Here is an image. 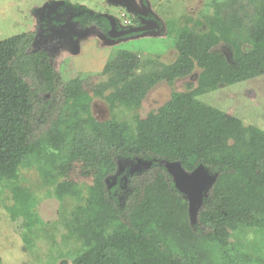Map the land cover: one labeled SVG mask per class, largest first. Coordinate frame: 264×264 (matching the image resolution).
Instances as JSON below:
<instances>
[{"label":"trees","instance_id":"trees-1","mask_svg":"<svg viewBox=\"0 0 264 264\" xmlns=\"http://www.w3.org/2000/svg\"><path fill=\"white\" fill-rule=\"evenodd\" d=\"M214 8V16L188 18L180 28L172 64L136 74L139 58L119 51L105 64L108 78L96 93L107 91L103 100L112 114L117 107L138 108L158 84L198 70L195 85L172 92L155 111L135 117L134 126L112 115L104 122L88 115L77 137L71 130L81 81L63 85L48 51L28 52L33 32L0 41V182L34 168L59 202H78L64 223L82 249L71 264H230L223 259L230 258L225 248L236 230L264 236V132L198 100L264 76V0H227ZM52 13L42 20L46 29L71 23L95 27L108 38V15L68 1ZM140 17L151 19L135 15L131 25L114 19L117 30L140 26ZM138 159L179 162L187 173L201 165L214 176L194 225L187 200L156 164L146 181L131 178L130 167L121 171L131 188L118 207L111 194L126 182L117 174V161ZM74 168L91 180L84 193L68 177ZM113 178L116 186L109 190ZM13 193L11 218L32 226L30 195L19 186Z\"/></svg>","mask_w":264,"mask_h":264},{"label":"rangeland","instance_id":"rangeland-1","mask_svg":"<svg viewBox=\"0 0 264 264\" xmlns=\"http://www.w3.org/2000/svg\"><path fill=\"white\" fill-rule=\"evenodd\" d=\"M63 1L85 6L94 12L113 17L120 23L125 20L130 25L133 24L135 15H148L151 17L150 21L158 22V26L154 30L135 35L107 38L95 27L79 28L68 23L61 26L63 31L71 35V39L68 37L65 42L54 36L49 31L50 27L46 29L42 21L44 17L53 14ZM225 1L227 0H122V4L118 5L109 0H0V41L33 32L35 39L28 52L38 49L48 51L51 65L59 73L63 85L74 80L81 81L78 82V86L79 83L81 85L79 108L71 130L77 137L88 115L99 122L109 120L112 115L117 122L134 126L135 117L143 119L150 111H155L169 99L172 92L185 90V85L189 82L195 85L198 70L186 78L176 79L172 84H158L149 91L138 108L129 110L117 107L112 114L103 100L107 91L102 96L96 93L98 85L108 78V75L102 73L105 64L119 51L131 52L139 58L136 74L159 70L163 65L172 64L176 58V35L186 20L212 17L216 13L214 3ZM58 2L59 5L56 4ZM124 2L127 7L123 5ZM222 49L226 54L229 53L225 48ZM47 97L50 98V95ZM198 100L240 119L245 126L252 125L264 132V76L220 87L198 97ZM75 141L74 137L72 142ZM117 162V174L125 179L126 184L122 189L117 187L111 195L116 199L118 207L122 208L131 185L126 173L121 171L130 167L127 174L131 178L138 175L139 181H146L154 172L152 167L155 162L140 173L136 170L135 162ZM68 177L78 183L83 193L91 184V180L81 176L76 168ZM176 177L179 188L194 199L189 194L185 176ZM15 186L30 195V211L36 219L35 224L30 227L25 226L22 217L18 216L13 220L9 213V208L16 205L13 199ZM115 186V178L107 182L109 190ZM77 203L69 198L59 202L53 195L52 187L43 184L34 168H21L17 180L0 182V264H71L82 249L66 231L64 223ZM225 251L229 252L230 258L223 259V262L264 264V236H259L254 231L249 232V229H238L229 238Z\"/></svg>","mask_w":264,"mask_h":264},{"label":"water","instance_id":"water-1","mask_svg":"<svg viewBox=\"0 0 264 264\" xmlns=\"http://www.w3.org/2000/svg\"><path fill=\"white\" fill-rule=\"evenodd\" d=\"M110 3L121 5L122 0H109ZM60 2L56 3L59 5ZM123 5H127L126 2L123 3ZM127 7V6H126ZM106 18L109 20L110 23V30L108 31V36L110 38H118L122 36H126L133 33H141V32H147L154 30L157 28V23L153 21H143L141 23L140 27H130L124 30H117L116 23L113 17L106 16ZM52 33L56 36H58L61 40L67 41L68 35L63 30H51ZM155 162V163H154ZM136 170L139 171V173L143 170H147L151 165L156 164L158 166H161L164 168L168 176L171 178V181L173 183L174 188L177 190L179 194L185 197L187 200L188 205V214L189 219L191 222V225H194L196 222V213L201 207L203 200L205 199L206 193L209 189V187L212 185L214 181V176L209 174L207 170L203 168V166H198L196 169H194L192 172L187 173L182 168L179 162H168L164 160H157L152 159L149 161H142L140 159L136 160ZM140 166L142 169L140 170ZM132 173V171H131ZM185 176L186 178V186L190 191V195L194 196L195 198L192 199L189 198L188 192L183 191L179 188V183H177L176 176ZM183 178V180H184Z\"/></svg>","mask_w":264,"mask_h":264},{"label":"flooded vegetation","instance_id":"flooded-vegetation-1","mask_svg":"<svg viewBox=\"0 0 264 264\" xmlns=\"http://www.w3.org/2000/svg\"><path fill=\"white\" fill-rule=\"evenodd\" d=\"M140 26H141V23L143 22V21H149V19H143V18H141L140 20ZM140 26H138V27H140ZM62 30V29H59V28H50V32L52 33V31L51 30ZM65 32V31H64ZM66 33V32H65ZM53 34V33H52ZM67 34V33H66ZM54 35V34H53ZM54 36H56V35H54ZM57 38H59L58 36H56ZM60 39V38H59ZM67 39H68V37H67ZM123 168H120V170H122ZM130 169V168H129Z\"/></svg>","mask_w":264,"mask_h":264},{"label":"built area","instance_id":"built-area-1","mask_svg":"<svg viewBox=\"0 0 264 264\" xmlns=\"http://www.w3.org/2000/svg\"><path fill=\"white\" fill-rule=\"evenodd\" d=\"M121 18H124V16H123V15H121ZM122 24H123V25H128V22H127V21H125V20H123V21H122Z\"/></svg>","mask_w":264,"mask_h":264}]
</instances>
